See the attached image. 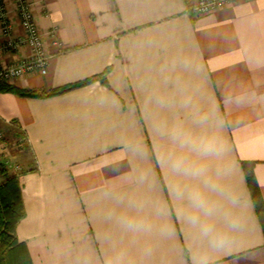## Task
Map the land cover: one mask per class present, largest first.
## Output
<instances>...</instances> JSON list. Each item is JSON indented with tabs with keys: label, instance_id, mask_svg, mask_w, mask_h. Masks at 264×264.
<instances>
[{
	"label": "crops",
	"instance_id": "crops-1",
	"mask_svg": "<svg viewBox=\"0 0 264 264\" xmlns=\"http://www.w3.org/2000/svg\"><path fill=\"white\" fill-rule=\"evenodd\" d=\"M196 1L35 0L49 66L10 84L49 92L110 69L109 85L0 92V128L28 139L12 154L33 264H264L242 167L264 202V0L204 15Z\"/></svg>",
	"mask_w": 264,
	"mask_h": 264
},
{
	"label": "built area",
	"instance_id": "built-area-1",
	"mask_svg": "<svg viewBox=\"0 0 264 264\" xmlns=\"http://www.w3.org/2000/svg\"><path fill=\"white\" fill-rule=\"evenodd\" d=\"M14 1L24 35L18 38L14 37V26L6 1L0 0V29L4 38V43L0 49L19 50L23 44H27L31 48L32 53L29 57L21 58L13 63H3L0 59V83H10L11 80L31 72L45 74L51 58V55L45 49L44 34L41 32L35 18V0ZM233 1L235 0H197L192 9L197 14L204 15ZM49 33L52 36L54 35L53 32ZM7 123L16 125L15 121H8ZM27 141L28 139L25 135L12 140L7 136L6 131L0 128V187L8 176L15 175L20 178L27 170L21 162L15 160L12 154L14 146H23Z\"/></svg>",
	"mask_w": 264,
	"mask_h": 264
},
{
	"label": "trees",
	"instance_id": "trees-1",
	"mask_svg": "<svg viewBox=\"0 0 264 264\" xmlns=\"http://www.w3.org/2000/svg\"><path fill=\"white\" fill-rule=\"evenodd\" d=\"M109 69L108 67L101 73L65 84L49 92L21 88L6 82L0 83V92H12L27 97H45L65 93L94 81H101L103 84L109 85L107 78ZM253 165L251 161L242 162L251 196L264 232V202L254 175ZM0 197L2 201L0 206V264H33L26 244L17 237V225L26 215L19 177L15 175L7 177L0 187Z\"/></svg>",
	"mask_w": 264,
	"mask_h": 264
}]
</instances>
